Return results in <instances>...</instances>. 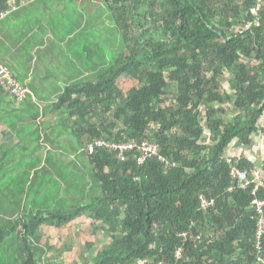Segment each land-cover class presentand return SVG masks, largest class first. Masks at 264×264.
Listing matches in <instances>:
<instances>
[{
    "label": "trees",
    "instance_id": "obj_1",
    "mask_svg": "<svg viewBox=\"0 0 264 264\" xmlns=\"http://www.w3.org/2000/svg\"><path fill=\"white\" fill-rule=\"evenodd\" d=\"M105 3L119 33L114 59L101 74L67 86L56 102L74 118L73 133L84 137L99 196L72 209L65 205L31 215L23 210L9 227L0 222V248L17 232L21 264H53L54 247L50 238L37 236L40 227L64 226L83 216L99 222L96 230L110 239L93 264H220L237 250L256 258L261 250L253 185L241 187L231 171L257 168L250 154L229 150L237 142L252 145L264 116V3L258 13L256 0ZM9 6V0H0V9ZM227 74L231 90L222 87ZM173 96L177 105L168 98ZM98 138L150 140L167 161L155 156L140 164L138 151L120 160L106 147L91 153L88 144ZM18 185L13 210L24 189V183ZM202 194L216 205L204 210ZM257 196L264 197L263 187ZM178 247L183 259L175 255Z\"/></svg>",
    "mask_w": 264,
    "mask_h": 264
},
{
    "label": "crops",
    "instance_id": "obj_2",
    "mask_svg": "<svg viewBox=\"0 0 264 264\" xmlns=\"http://www.w3.org/2000/svg\"><path fill=\"white\" fill-rule=\"evenodd\" d=\"M9 4L11 10L16 8L0 21V60L29 93L19 100L0 88V222L6 227L23 210H47L42 207L46 204L51 211L65 205L74 208L75 188L77 205H87L99 196L84 137L73 133L74 118L62 120L65 111L58 109L56 102L67 86L82 81L89 73L99 75L107 69L119 36L105 0H9ZM44 118L53 121L46 129L38 121ZM252 139V145L235 143L229 153L250 154L264 188V116ZM82 152L83 159L74 164V158ZM18 183H24V189L13 210V199L21 189ZM49 199L52 203H46ZM98 224L82 216L74 223L57 226L56 231L54 226H41L54 247L50 252L53 264H93L100 248L110 242L96 230L100 229ZM77 230L88 233L75 241ZM60 235L65 238L61 240ZM219 235L214 234L212 240ZM5 240L0 264H19L16 262L23 255L19 245L14 250H2ZM238 251L224 255L225 262L220 264H264V249L261 259Z\"/></svg>",
    "mask_w": 264,
    "mask_h": 264
},
{
    "label": "built area",
    "instance_id": "obj_3",
    "mask_svg": "<svg viewBox=\"0 0 264 264\" xmlns=\"http://www.w3.org/2000/svg\"><path fill=\"white\" fill-rule=\"evenodd\" d=\"M258 5L254 8V12L258 13L264 3V0H256ZM11 12L9 9H0V21L4 20L7 15ZM0 85H2L5 90L14 95L17 99L22 100L25 95L29 92V89L19 83L10 73L8 68L0 60ZM96 147H106V149L115 153V156L120 160H125L128 156V153L131 151H138L140 154L138 156V161L140 164L145 163L148 159L158 156L159 159L163 162H166L167 159L160 154V147L156 143L150 140H143L138 142H130L126 140L122 141H113L106 140L102 138L94 139L88 144V150L92 153ZM259 170L254 169L253 173H250L247 170H241L237 167L232 168L231 174L235 178L240 179V186L243 188H248L253 185L252 193L255 195V198L252 200V205L254 206V213L257 219L256 232H255V241L257 247L259 248L260 254L263 250V238H264V197H258V191L263 187V183L260 180ZM201 206L204 210L213 208L216 205L215 198H207L203 194L200 195ZM183 237L191 238L194 235H190L188 232L180 233ZM211 237H214V234H210ZM195 237V236H194ZM198 239H201V235H197ZM260 254L258 258H260ZM175 255L178 259L184 258V250L182 247L176 249ZM150 264H171L163 260L160 261H148Z\"/></svg>",
    "mask_w": 264,
    "mask_h": 264
},
{
    "label": "rangeland",
    "instance_id": "obj_4",
    "mask_svg": "<svg viewBox=\"0 0 264 264\" xmlns=\"http://www.w3.org/2000/svg\"><path fill=\"white\" fill-rule=\"evenodd\" d=\"M111 18H112V20L114 21V18H113V16H112V13H111ZM115 23V22H114ZM240 30V28L239 27H236V29H235V32H238ZM231 75L230 74H227L226 76H224V77H222L221 78V82H222V87L224 88V87H227V89L228 90H231L232 89V87H231V84H230V80H231ZM170 100H171V103H173V104H175L176 103V100H175V97L173 96V97H168ZM176 105H177V103H176ZM234 111H235V109H233ZM65 111V113H64V118H62V119H70L71 120V116H69V114L67 113V111L66 110H64ZM232 113V112H231ZM39 121V125H43L44 127H45V129L48 127V125H50L53 121H52V118H44V119H39L38 120ZM54 131V129H52V132ZM46 132H48L47 130H46ZM126 141H130V142H135V140L134 139H127ZM155 143V142H154ZM157 144V143H156ZM158 145V144H157ZM87 152V151H86ZM85 154L82 152V154H80L79 155V157H75L74 158V164H76L77 163V161L78 160H80V159H83V156H84ZM68 157H70V155L68 156ZM72 162H73V160H72ZM65 166V165H64ZM76 195H78V194H76ZM76 195H75V199H74V204H75V206L77 205V203L79 202V199L76 197ZM79 196H80V194H79ZM1 206H2V201H1V199H0V210H1ZM70 206V205H69ZM74 206V207H75ZM28 207H30V203H28ZM42 207H44V208H46V209H50V208H52L50 205H45V206H42ZM70 207H73V206H70ZM72 209V208H71ZM58 210H62V209H58ZM64 210V209H63ZM64 211H66V210H64ZM28 215H31L30 214V212L28 211V213H27ZM9 223V222H8ZM3 224H5V223H3ZM6 225V224H5ZM67 224H64V226H66ZM52 226H54L53 227V229L56 231V228H58L56 225H52ZM59 230V229H58ZM49 233V232H48ZM88 233V231L87 230H85V231H79L78 232V230L76 231V234H75V236H76V239H75V241H79V238H77V237H80V238H82V237H84L83 235H85V234H87ZM64 234H66V231H64ZM44 235H46V231L42 228L41 230H39L38 231V234H37V236H40V237H43ZM39 237V238H40ZM95 238L97 239V236H95ZM95 238H93L94 240H96ZM20 236L18 235V233L17 232H14V233H11L7 238H6V240H5V242H6V244L4 245V246H2V250H14V249H17L18 248V245L20 244ZM83 240H84V238H83ZM54 241H57V236H56V239H54ZM16 263H19V264H21V262H16ZM64 264H66V262L64 263ZM84 264H87V261H85L84 262ZM137 264H139V263H137Z\"/></svg>",
    "mask_w": 264,
    "mask_h": 264
},
{
    "label": "water",
    "instance_id": "obj_5",
    "mask_svg": "<svg viewBox=\"0 0 264 264\" xmlns=\"http://www.w3.org/2000/svg\"><path fill=\"white\" fill-rule=\"evenodd\" d=\"M70 138L75 142L77 141V138L74 135H70Z\"/></svg>",
    "mask_w": 264,
    "mask_h": 264
}]
</instances>
